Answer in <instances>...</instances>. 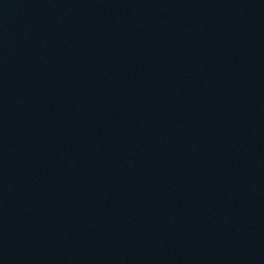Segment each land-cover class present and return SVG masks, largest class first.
Returning <instances> with one entry per match:
<instances>
[{"label": "water", "instance_id": "95a60500", "mask_svg": "<svg viewBox=\"0 0 264 264\" xmlns=\"http://www.w3.org/2000/svg\"><path fill=\"white\" fill-rule=\"evenodd\" d=\"M0 264H264V0H0Z\"/></svg>", "mask_w": 264, "mask_h": 264}]
</instances>
